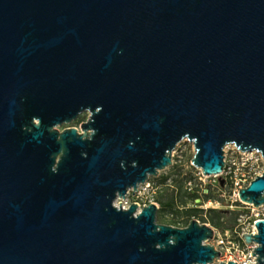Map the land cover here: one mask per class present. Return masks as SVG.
Instances as JSON below:
<instances>
[{
	"label": "water",
	"instance_id": "95a60500",
	"mask_svg": "<svg viewBox=\"0 0 264 264\" xmlns=\"http://www.w3.org/2000/svg\"><path fill=\"white\" fill-rule=\"evenodd\" d=\"M184 139L206 175L229 144L264 156V0H0V264L213 262L208 223L115 204Z\"/></svg>",
	"mask_w": 264,
	"mask_h": 264
},
{
	"label": "built area",
	"instance_id": "2783aa9c",
	"mask_svg": "<svg viewBox=\"0 0 264 264\" xmlns=\"http://www.w3.org/2000/svg\"><path fill=\"white\" fill-rule=\"evenodd\" d=\"M185 140L188 139H184L181 142ZM191 143L195 153L194 144L193 142ZM224 162V169L219 174L206 175L203 173L201 168L197 167L198 171L195 173V179H198L200 184L194 185L192 180L189 179L185 185L186 190L190 194L198 193L202 195L203 185L206 184L207 179L212 178L213 181L217 182L221 187L228 188L230 190V196L234 200L240 201L239 189L249 185V183L257 177V175H262L264 172V156L260 151H243L235 144H229L224 148ZM220 178L224 179V185H221ZM206 187L207 186L204 188ZM159 189L160 184L156 183L152 179H148L144 183H141L137 190L130 189L125 197H118L115 200V204L121 205L123 208H128L133 202H135L138 204L140 209L151 202H155L158 206H160L157 199ZM199 199L200 197L197 198L196 201ZM242 204V210L237 218V223L232 232L233 236L231 239L227 240L230 245L228 251L224 252L222 248L215 246L218 250H220L221 255L216 257L214 261L209 264H219L220 261L228 263L229 260H233L234 262L237 261V264L255 262L256 256L252 255V251L256 248L257 243L255 241L246 243L242 234H255L258 232L256 222L260 219H264V203L259 206L243 202ZM214 229L216 237L218 232L216 231V228ZM225 234H228V232ZM223 241L224 240L222 239V242Z\"/></svg>",
	"mask_w": 264,
	"mask_h": 264
},
{
	"label": "rangeland",
	"instance_id": "374dc122",
	"mask_svg": "<svg viewBox=\"0 0 264 264\" xmlns=\"http://www.w3.org/2000/svg\"><path fill=\"white\" fill-rule=\"evenodd\" d=\"M88 113H82L76 120L70 124H64L60 128L63 129L67 126H77L80 127L82 121L86 120ZM180 144V145H179ZM173 152V164L162 170L159 176L150 177L156 183L160 184V189L158 191L157 199L158 201L168 200L173 192H180L182 189L177 186L179 182L184 184L191 179L194 185L200 184L198 179H195V173L198 171L197 167L192 164V157L194 155L192 143L185 140L179 143ZM167 179L164 180V177ZM207 186L206 188H204ZM206 194L208 196H206ZM159 213L163 214V219L158 216V222L164 223L163 221H169L173 216L170 209L161 208V202ZM189 206H196L204 210L203 214L208 216L213 215L215 220L219 222L218 225L212 222L204 221L202 217H192L197 218L201 222H206L209 225L216 228L218 232L213 240L207 241L209 244L218 246L224 250L228 251L229 243L228 239L232 238L233 229L237 223V218L242 210L243 204L241 201H236L230 196V190L226 187H221L217 182H214L212 178L206 180V184L203 185L202 195L198 201L193 203L189 201ZM183 208V205H180ZM211 208L218 210L219 213L209 212ZM220 214V219L218 220ZM185 226V225H182ZM228 232V234H225ZM222 239L224 240L222 242ZM229 253V252H228Z\"/></svg>",
	"mask_w": 264,
	"mask_h": 264
},
{
	"label": "trees",
	"instance_id": "16d2710c",
	"mask_svg": "<svg viewBox=\"0 0 264 264\" xmlns=\"http://www.w3.org/2000/svg\"><path fill=\"white\" fill-rule=\"evenodd\" d=\"M167 179V176L164 177V180ZM180 188V192H173L171 197L166 201H158L161 202V208L170 209L172 213V218L169 221H163L166 224H172L176 226H182L187 225L192 217H202L204 218V221L206 222H212L215 225H218L219 222L215 220V217L213 215L208 216L207 214H203L204 210L202 208L196 207V206H189L188 203L196 201L197 198L201 197L200 194L194 193L190 194L186 188H184V184L182 182H179L177 189ZM206 196H208L206 194ZM180 205H183V208H181ZM160 210V209H159ZM209 212L213 213H219L218 210H215L214 208H211ZM158 216L163 219V214H160L158 212ZM220 219V214H218Z\"/></svg>",
	"mask_w": 264,
	"mask_h": 264
}]
</instances>
